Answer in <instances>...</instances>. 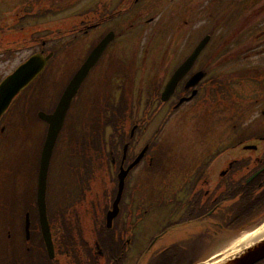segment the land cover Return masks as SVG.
Listing matches in <instances>:
<instances>
[{
  "label": "rangeland",
  "instance_id": "rangeland-1",
  "mask_svg": "<svg viewBox=\"0 0 264 264\" xmlns=\"http://www.w3.org/2000/svg\"><path fill=\"white\" fill-rule=\"evenodd\" d=\"M0 1H3V0H0ZM57 5L58 6L60 5L62 8H64V10H63L64 14L62 15L61 19H60V17H58L59 16L58 14H56L55 16H52L51 24L49 25L50 39L48 40L51 42V44H49L48 48L50 50H53L56 53V55L58 53H60V51L62 50L63 41H62V39L57 40L56 38H54V36H53V32H54L53 30L54 29H63V31L66 32L67 36L73 37L74 35L71 33V31H72V29H74V30H76V34L78 33L77 24L81 23L82 21L92 22L90 18H93V17H99V20H100V18L101 19L102 18L107 19V20H105V22L106 21L108 22V21H110L108 19V17L110 18V16H109L110 10H114V9L118 8L120 5H123V7L128 5V0H64L61 2V4H60V0H57L56 4L53 6H57ZM188 6L191 7V8L187 7V9H191V12H193V16L195 14L197 16L198 15L200 16V14L205 11V8L209 9V7H210V11L212 12L213 1L212 0H193V2L191 4H189ZM52 11H54V10L52 9ZM161 12L162 11L160 10L159 14H161ZM64 15H65V19H64ZM85 17H87V18H85ZM88 17H89V19H88ZM228 17L229 18L234 17L233 13H230L228 15ZM150 18H151V16L146 17L144 22H146ZM259 18H260V16H259ZM156 20H157V23L155 24V27L161 26L162 28H167L170 26V24L173 20V17H172V14L170 12H165L161 15L160 19L157 17ZM123 21H121V22H123ZM216 22H219V19H217ZM43 23H46V26L43 28H48V25H47L48 22L45 18H42L40 20V22L35 23V25H38V24L42 25ZM98 24H99V27H98V31L96 33H99V32L104 33L106 31H108V30H106L107 27H105V23L103 25H101L100 22H98ZM107 25H109L108 28L110 29V24H107ZM203 26H204L203 22H200V23L194 25L195 29H201ZM234 26H232V28H229V30L234 31L235 30ZM207 28H208L207 29L208 31H211V30H213L212 28H214L216 33L220 32V25L218 23H217V26H212V27L207 26ZM135 29H136V31L127 33L128 34L127 38L130 39L131 36L137 35L138 31H139V33H144V36H143L144 39L142 40V46H143L142 49L143 50L148 49L151 52V51H153V48H154V49H164L168 52L171 50V48H173V46H172L173 40L169 39V32H167L165 35L161 32L162 30L157 32V30L153 29V26L151 27L149 25H147L146 28H143L141 23H138V24L135 23ZM46 30H48V29H46ZM154 33L157 34V36H155ZM61 35L63 36V32L60 34V36ZM94 35H95V31L91 35L85 36V38H80L78 41L75 40L69 48L64 49V51L62 52L64 54V57H63L64 59L62 61L57 60L55 62V64H52L51 65L52 67L49 71V74L47 73L48 75H46L47 77L45 79H47L49 77H53V79H52V82L49 84L48 89L45 91V93H43L41 98H34L31 101H29V104H27V102H26V104L23 107V109H25V110L21 111V114L24 112V115L17 114L15 116V114H14L12 117L11 116L8 117L9 125L13 126L11 123H16L14 126V129L12 130V132L10 134L12 139L13 140L15 139V147H10L11 152H9L8 155H5V157L2 158L0 156V168H2V173L0 174V197H5V192L10 191L14 188V193H15L16 197L18 199H20L22 191H23V193H25V192L29 193L32 190V174H31V172L35 169V166H36V163H35L36 158H37L36 142H34V140H32V139H29L27 141H24V142H26L25 145L27 147L23 143H22L23 147L17 146L21 142H23V140L25 139V137L27 135L26 128H23L24 126H21L22 125L21 123H28V124L29 123L30 124L35 123V121H34L35 109H40V110L48 112L50 109L54 108V106L58 100V95L60 94V91L64 85V81H65L67 75H69V74L71 75L74 73L77 65L80 63V61L82 59H84V56L86 55V53H88L90 51V49L92 48V46H93L92 40H93ZM72 37H67L66 43H68ZM121 40L122 39H120V41ZM120 43L124 45L125 51H128L129 49L133 50V44L131 42H127L126 38H124V40H122ZM213 43H214V41H212V44L209 46L211 48H209V49L213 48V46H214ZM218 43H219V48H221V47L224 48V46H225L224 42L218 41ZM140 45L141 44H139L137 46V49H139V50H141ZM0 46H1V42H0ZM250 47H251V45H248L247 47H242V46L239 48L236 47V49L232 50V53L230 56L226 55V58H220L221 62L222 63H225L226 61L228 62L229 59H231L233 61V59H232L233 55H236V54L239 55L238 53H240L241 51H246ZM36 51H37V49H36ZM224 51H226V49H223V51L218 52V54L219 55L220 54L225 55V54L230 53L227 51H226L227 53H225ZM26 56L27 55L24 54V57H26ZM58 58L61 59V54H60V57L58 56ZM155 58L159 59V52H155ZM259 60L264 61V56L259 57ZM0 62H1L0 63V79L2 77L7 76L9 73H11L16 68V66H18L16 64V62L10 63V62H5V61H1V60H0ZM20 62H18V64ZM232 64H234V63H232ZM60 65H61V67H59ZM260 65L262 66V64H260ZM101 66H103V67H101ZM250 66L251 65H249V66H243V65L238 66V64H237V68H235V69H240V70L246 69L248 71V70H250ZM147 67L148 68H147V70H145L144 74L147 76V75H151V73H152V76H154L155 72L153 70V67H151V65H148ZM100 69H102V70H100L101 74L106 75L108 72V75L109 74L112 75V72H110V68H108V65L101 64ZM235 69H230V70H235ZM4 70H6V71H4ZM111 70L114 71L113 67H111ZM250 75H252V77H253L252 73ZM223 76L228 77L227 79H225V83H226L228 90H230V92H232L230 97H234V96L238 97V100L240 103L238 105H236V107L238 108L240 113L243 114V118L245 120L244 122H246L245 124L249 123V120L252 117V115L254 116L255 114H258L261 117L260 113L264 109V98L259 100V102L255 105V107H257L256 112H254L252 109L250 111V109H249L250 104L249 103L252 102L251 99L248 102L243 101V98H240L239 95H237L233 91V88L239 87L240 83L237 81L242 82V81H244L245 78H247V80H250V82L252 81L254 83H257V81L264 82V80H262V79L257 80V78H252V77L250 78V77H248V72H245V71L238 72V73L230 72L229 74H227V73L223 74ZM99 78H100L99 74L97 76H96V74L93 76L91 81L86 86L81 98L79 99L78 109L81 111L78 112V117L80 120H82L84 118V116H85L84 112L88 113V117L91 118L93 113L95 112V109L100 104V102L103 101L101 103V104H103L104 100H105V98H102V100L100 102H97L98 103V105H97L95 103L96 99H101L99 96L102 92L106 93V95L109 93V91L105 88V86L99 85ZM133 80H134V83L131 82V84L128 85L127 90H128V93L132 94L131 97H133L135 99L138 97L137 91H138V87H141V84H139V78L137 76L134 79H132V81ZM258 84H263V83H258ZM247 86H250V85H247ZM149 87L148 88L141 87L144 90L145 95L149 93L148 96L146 95L148 99L152 98V96L154 95V92H155L154 89L156 86L154 85L152 88H150V91H149ZM214 87L217 88V85H214ZM248 88H251V87H248ZM143 90H142V92H143ZM216 92L217 91L215 89L210 90V96L214 97ZM241 94L244 96H247L249 94V89L241 90ZM228 97H229V95L227 96V98ZM117 105L119 107H120V105H122L124 107V109H126V107H127V104L122 100H120V102ZM139 105L137 106L136 111H134L133 114H130V116L132 118L138 117L140 115L138 118V119H140V117L142 116L141 109L143 108V106L142 105L139 106ZM113 107L114 106H110V103L108 101H106V104L103 105V110L108 112V110H110V109L112 110ZM32 108H34V109H32ZM164 110H166V108H164ZM210 110H212L213 113L217 114V117H213V118H210L208 120L210 125H212V127H219L218 125H220L222 123L221 126H223L226 129L232 130L231 129L232 124L231 125L229 124L230 119H228V122L226 121L228 116H222V114L218 110V102H216V100H214L213 98H211L210 106L205 104V109L203 111H201L200 113L202 115L208 116ZM137 112H138V114H137ZM155 113H156V111H155ZM25 114H26V117H25ZM245 114L247 116H245ZM73 116H74V114H73ZM153 116H150L149 118L141 121L142 123L140 122V126L138 127V130L140 131L141 124H142L141 135L144 137V140H143V144L137 145V148L141 149L142 146L145 143L147 144L148 142L153 144L158 137L156 135V132L159 134V132H160L159 129H161V130L164 129L162 134H160L159 138L157 139L158 144L163 146V151L165 152L164 153V155H165L164 160L167 158L166 156H170L171 158L175 159L178 163H187L188 157L190 156L191 152L194 150V146L198 145V143L196 141L197 136H198L197 131L189 130L190 128L192 129L194 127V126L189 125V124H197L196 121L193 118H190V119H188L189 121L185 120V121L181 122L182 116H179L180 120H178L177 117H173L170 121H166V120L163 121L164 115H162V111H161V116L155 115V119ZM14 118L17 121H14ZM239 118L240 117L237 116L236 119L233 121L234 126H235V124L238 123ZM6 122H7V120H6ZM258 124H260L259 127L261 129H264V126L261 125V124H264V121H259ZM100 125L102 126L104 133H108L106 126H104V124H101V123H100ZM126 125H127V123H126ZM17 126H19V130H17ZM37 126L39 128L38 129L39 133H41L44 129L43 125L40 123H37ZM169 127H171V128H169ZM223 127H222V129H223ZM166 128L167 129L169 128V130L170 129L173 130L174 128H176L178 130L177 137L173 138L171 133L168 134ZM203 129H204V131H206V127H203ZM80 132H81V129H80ZM218 132L221 133L220 130H218ZM218 132L215 130H211L212 135H214L215 137L218 136ZM5 134L6 133H4V136H6ZM166 136H168V137H166ZM28 137H29V135H28ZM5 139H7V137L3 138L1 141L5 140ZM12 142H13L12 140H9L7 145H6V148H9V144H12ZM68 143H69V136L67 135L65 137L63 143L61 144L59 150H58V155L61 153V150L64 149L65 146L68 145ZM0 144H2V143L0 142ZM166 147L169 148V150L172 148L171 151L168 150L170 153H168ZM65 155H66V153L62 154V156H61L62 159L56 161L55 170H54V193L57 196L55 194L54 195L58 198H60L61 195H63V196H65L66 194L71 195L75 189L74 188L75 183L78 180L77 175L72 174L71 172L68 171V166L66 167V165H68V164H66L65 159H63L65 157ZM168 162L169 161L167 160V162L165 164H167ZM15 166H17V167H15ZM16 168H19L18 171H16ZM20 176H21V180H20ZM146 178L147 179L143 178L142 181H144L145 183L150 182V184H153V183L155 184L154 181H156V179H154L152 176H149V174H147ZM137 179H139V177ZM19 180H20V185L22 187V190L18 188L19 187ZM140 183H141V181H140ZM139 185L135 186V189H133L134 192L131 196V201H130V195H128V202H127V204H128L127 207L130 206L131 209H132V206H135V205L137 206L138 209L133 214V216L136 218H141V217L145 216L142 213L141 207H143L145 209L149 208V204L147 203L148 191L145 187L142 189L140 187L139 190H137ZM151 191H154V189H152ZM151 193H153V192H151ZM153 195L154 194L150 195L152 209H151L150 213L148 215H146L145 220L144 221L141 220L142 224H141V227L139 229V231H140L139 236L133 238L134 241H142L145 244V247L149 243V236L147 237V235L154 237L155 235L162 232L165 225H166L165 221L171 218V217H169V214L167 211H162L161 213L160 212H154V210L157 209V207H156L157 204H155L153 201L154 200ZM58 200H59V202L63 201V199H58ZM183 201H185V200H183ZM231 206H232V203L228 204L229 209ZM178 219L179 218H175V221ZM21 222H22L21 215L20 214L15 215V220L13 221V224H14V226L15 225L17 226L18 230H19V227L21 225ZM9 225H10L9 217H6V218L3 217L2 219H0V237H1V235H3L2 229L3 228L6 229L7 227H9ZM10 226L13 227L12 223ZM101 230H102L101 226L99 225V231L101 232ZM199 231L200 230H197V232H199ZM84 236L87 238V240L90 239V236L88 234H86V235L84 234ZM69 237L71 239V236H69ZM241 237H244V236H241ZM91 244H92V242H91ZM231 245L229 243L225 242L223 247H221L220 250H216L215 253H219L220 251H225ZM16 246L21 247V248L16 249L14 247V244L10 245L9 243L7 244L6 241H3V239L0 240V264H10V258H14V259H17L19 261H22L23 257L21 254H23V252L21 249H23L24 246L19 245V244H16ZM135 246L139 247L138 248L139 252H141L144 249L143 244L135 243ZM12 247H13V249H12ZM211 248L213 249L216 247L211 246ZM208 249H206V250H208ZM200 252H202V251H200ZM37 256H40V252L37 253ZM62 261L64 264H71L72 263L71 261H68L65 258H63ZM35 262L37 264H39L38 260H35ZM133 263H134V260H131L127 264H133ZM151 263H152V259H149L145 262V264H151ZM28 264H33V262L29 261ZM173 264H187V262L175 260ZM193 264H196V262H194Z\"/></svg>",
  "mask_w": 264,
  "mask_h": 264
},
{
  "label": "flooded vegetation",
  "instance_id": "flooded-vegetation-1",
  "mask_svg": "<svg viewBox=\"0 0 264 264\" xmlns=\"http://www.w3.org/2000/svg\"><path fill=\"white\" fill-rule=\"evenodd\" d=\"M223 1L226 6L220 7V16L218 17L219 22H217L220 25V32L216 33L214 28H212L213 30L211 31H208V28L205 30L207 33L203 38L209 36L211 39L208 47L203 51L192 70L180 81L174 95L167 103H162L160 101L162 91L164 90L166 83L192 55L195 49L194 38L196 29L194 25L198 24L195 22L197 17L193 16L191 9H187V7H189L187 4L171 5L173 20L170 26L167 28H162L161 26L155 27L157 17L159 19L161 18L158 16L159 11L162 9V5L165 4L166 0H131L129 2L130 8L124 12L130 13L131 10L134 11L133 16L131 17L133 18L134 23H141L143 28H146L147 25L151 27L153 26L154 30H157V32L162 30L161 32L165 35L169 32V37L173 40V48L162 56H159V59H156L153 56L150 57V51L147 50L141 60V65H136V55L133 57V60H131L133 63L131 65V61L125 60L129 57L128 54L121 53L122 51L119 49L115 51L113 48H110V55L107 59V61L109 60L110 68L118 63V60L114 57L118 56L119 53V57L122 58V63L125 64L127 62L129 68L127 69L126 67H123L121 71L118 72L119 76L123 79L117 80L120 91L126 89L125 85L134 82L132 81V73L135 72L131 71L132 67L135 66V70L144 69L147 67L146 63L150 61V65L155 72L154 76H152V73L150 76L156 78L154 83H159L158 87L163 90L161 89L159 91L158 98L142 99L144 113H148L149 116H161L162 111V115H164L163 121L165 119H169L168 121H170L173 117H177L179 120V116L188 118L189 115L194 114V112L199 114L205 109V104L210 106V90L214 88L213 85H218L220 88H215L217 92L215 93L216 96L213 98L218 102V105L221 106L219 109L224 113L226 112L227 107L225 106L227 105V102L224 91H226L225 79H227V76H223V74H225L226 71L243 72L244 70H230L229 68L231 65H228L227 63L232 60L229 59L228 62L226 61L225 63H222L220 58H226V55L229 56L228 54L231 53L219 55L218 52L223 51V48H219L218 44L216 45L215 43L213 44L215 46L214 48L209 49L211 48L209 46L212 44L211 42L213 40L225 41L224 49H226L227 41H233L231 44L238 40L250 41L251 37L255 35L257 41L253 42L254 46L251 44L252 42L242 44L241 41L240 45L242 47H247L248 45H251V47L238 54L240 57H245L243 61L257 56L259 48L258 40L261 38L263 41L264 29L260 32V27L256 26L254 23L258 22L259 15L264 13V0ZM132 3L134 4L131 6ZM231 6H234L235 8V16L228 18V8ZM205 11L208 12V9L205 8ZM124 12H122V14ZM148 16H151V18L144 22ZM211 25L212 23L210 19V24L206 23L205 26L210 27ZM232 26H234L235 30L230 33L229 28H232ZM130 28L133 29L135 27L134 25H131ZM115 30H118V28H115ZM154 35L157 36L155 33ZM233 47L239 48V44L235 43ZM8 51L9 49H4L2 50V53H7ZM231 51L228 50L227 52ZM224 52L227 53L226 51ZM252 53L254 54L250 55ZM239 56L233 55L232 59L234 60L236 58V61L238 62ZM243 61L240 62L242 63ZM238 66H240V64H238ZM254 66H257V61H254ZM197 73L206 74V79L198 83L196 88L188 89V81ZM130 75L132 77H130ZM195 91H197V94L195 97H192ZM258 92L260 91L257 89L254 92L256 100ZM260 94L264 96V91H261ZM123 100H127L126 96ZM253 107L252 110L256 112L257 107ZM164 108H166V110H164ZM235 111L236 116L239 115V117H242V113H239L237 109ZM255 115L256 116L252 118L250 123L247 124L244 129L241 127L236 130V144L230 145V150H227L226 145L213 146L216 150L211 154L210 150H203L204 147H201L197 156L194 157L195 160L192 161L193 164L189 168V176L181 179L183 182L181 183L182 188L183 185H187V188L182 189L180 193L177 192L172 199L177 207L178 205L182 206V208L179 209L180 214L186 213L189 215L197 214L198 216H210L215 213V211L219 213L222 208V204H219V201L222 198H225L228 189L230 191L235 184H240L243 181L242 174L251 173L253 169L256 170L260 167L259 170L264 169V129L261 130L258 124L260 115ZM205 117L207 118V116L203 115V120L206 121L207 119ZM173 132V134L176 135L177 129H174ZM141 142L142 140L139 139L137 144H140ZM153 149L157 152L160 151V146L157 144V141L154 142ZM147 155L144 162L147 161L149 167H151L154 159H150V156L147 158ZM136 156H138V154L135 147L127 153L125 166L129 167L134 163L137 159ZM110 157L112 159V164L116 165L117 159L114 149L111 150ZM258 171L252 173L250 177ZM179 189L180 186L178 187V190ZM184 195H186L185 201L180 199V197H184ZM242 197L243 195L239 194V199H242ZM211 207H213V209H211ZM58 257L59 255L57 254V259Z\"/></svg>",
  "mask_w": 264,
  "mask_h": 264
},
{
  "label": "water",
  "instance_id": "water-1",
  "mask_svg": "<svg viewBox=\"0 0 264 264\" xmlns=\"http://www.w3.org/2000/svg\"><path fill=\"white\" fill-rule=\"evenodd\" d=\"M205 43L197 50V52L193 55V57L185 64L181 69V72L177 74V76L172 80L165 92V97L168 99L178 83V81L183 77V75L187 72V70L191 67L194 63L198 55L200 54L201 50L204 48ZM104 50L103 47H99L97 51L93 54L90 58L88 63L86 64L85 68L77 75L75 80L72 82L70 87L67 90L66 95L64 96L60 107L58 109V113L55 117L48 119L49 122H52L51 134L46 146V149L43 154V163L41 169V179H42V188H41V198L40 201L43 202L44 199V192H45V179L47 175V169L49 165V160L51 157L53 145L56 139V135L59 130V121L63 119V116L67 112L71 100L75 93L77 92L79 86L81 85L82 81L85 78V75L89 72L91 67L95 65L98 58L101 56ZM45 61H43L40 57H34L28 64L22 67L13 77L8 79L6 83L0 89V114L3 113L12 99L23 91L27 86L30 85L31 82L35 80V78L42 72L45 67ZM264 259V239L259 241L258 243L254 244L253 247H250L246 250L238 252L236 255L226 259L220 264H256L257 262Z\"/></svg>",
  "mask_w": 264,
  "mask_h": 264
},
{
  "label": "bare ground",
  "instance_id": "bare-ground-1",
  "mask_svg": "<svg viewBox=\"0 0 264 264\" xmlns=\"http://www.w3.org/2000/svg\"><path fill=\"white\" fill-rule=\"evenodd\" d=\"M256 234H264V228L263 229H261L258 233H256ZM250 241V239H248L246 242H244V243H247V242H249Z\"/></svg>",
  "mask_w": 264,
  "mask_h": 264
}]
</instances>
